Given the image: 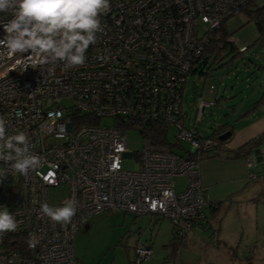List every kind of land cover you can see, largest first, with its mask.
Segmentation results:
<instances>
[{
	"label": "built area",
	"instance_id": "built-area-1",
	"mask_svg": "<svg viewBox=\"0 0 264 264\" xmlns=\"http://www.w3.org/2000/svg\"><path fill=\"white\" fill-rule=\"evenodd\" d=\"M248 1L110 0L85 64L67 70L63 62L33 67L28 53L9 58L0 47V116L9 135H27L40 159L27 174L9 171L0 180V206L18 223L16 231L0 237V264H76L75 235L102 213L158 217L179 236L206 221L209 203L199 164L218 150L219 141L202 136L196 124L216 103L198 99L195 123L187 128L183 90L209 32ZM10 18L0 12V24ZM4 36L0 26V39ZM133 124L164 125L167 135L155 143L142 136V150L131 152L126 132L133 129L123 128ZM171 128L174 144L168 139ZM128 157L136 170L123 168ZM245 161L249 169H264V145ZM5 167L10 166L0 161ZM179 177L187 185L177 192ZM255 178L251 172L249 179ZM60 187L67 194L50 202L49 190ZM69 199L77 202L70 223L53 222L40 210L42 203L61 207ZM134 251L137 264L148 260L145 244Z\"/></svg>",
	"mask_w": 264,
	"mask_h": 264
},
{
	"label": "rangeland",
	"instance_id": "rangeland-1",
	"mask_svg": "<svg viewBox=\"0 0 264 264\" xmlns=\"http://www.w3.org/2000/svg\"><path fill=\"white\" fill-rule=\"evenodd\" d=\"M262 4L264 0H256V5ZM227 29L236 40V47L246 46L248 51L236 55L237 51L232 52L228 47L216 59L209 58L202 67L204 75L191 73L183 91L185 126L191 128L195 123L198 99L215 102V106L204 109L196 129L202 136L210 137L220 127H226L232 136L223 143L225 145L231 144L237 131L251 122V115L264 117V98L257 109L248 111L264 96V43L257 42L255 26L244 14L234 15L227 22ZM202 33L203 29L198 26V34ZM67 102L62 100L61 104ZM168 139L174 141L172 128L168 131ZM126 141L131 152L143 148L141 136L134 130L126 132ZM182 146L190 149L185 143ZM122 166L126 170L137 169V164L129 157L122 162ZM259 169L255 168L253 172L257 173ZM175 184V191H183L187 179L179 177ZM262 191L264 176L249 180L244 192L221 202L214 214L208 209V212L205 211L208 225L199 222L185 232L180 244L174 242L173 247L168 245L176 236L175 230L166 220L124 213L95 215L75 235L73 253L76 264H133L134 248L138 243L150 248L148 260L141 264H163L174 259L180 264H264V213H260L264 209ZM48 194L50 202H56L67 194V190L60 187L49 190ZM245 209H259L256 222L251 217L244 218L249 212ZM218 223L222 226L219 236L216 232ZM213 231L214 237L211 235ZM221 240L227 242L228 247L220 246ZM251 253L253 259L249 263L238 262L240 257ZM235 255L238 260H235Z\"/></svg>",
	"mask_w": 264,
	"mask_h": 264
},
{
	"label": "clouds",
	"instance_id": "clouds-1",
	"mask_svg": "<svg viewBox=\"0 0 264 264\" xmlns=\"http://www.w3.org/2000/svg\"><path fill=\"white\" fill-rule=\"evenodd\" d=\"M109 9L110 0H0V12L11 13V18L0 24L5 32L0 47L9 58L28 53L33 67L60 62L65 70L83 66L89 46L97 43V33L102 31L100 16ZM225 131L216 135L217 140ZM0 161L10 166L0 168V180L9 171L27 174L40 163L24 132L8 134L3 116H0ZM40 210L53 222L67 224L76 215L77 202L69 199L61 207L42 203ZM17 228L15 216L7 207L0 206V237Z\"/></svg>",
	"mask_w": 264,
	"mask_h": 264
},
{
	"label": "crops",
	"instance_id": "crops-1",
	"mask_svg": "<svg viewBox=\"0 0 264 264\" xmlns=\"http://www.w3.org/2000/svg\"><path fill=\"white\" fill-rule=\"evenodd\" d=\"M250 118L252 119L251 122L237 131L236 137L231 144H223V147L215 152L218 153L217 156H206L202 164L201 162V165L199 164L200 178L206 187V198L209 205H211L208 211H210L211 214H214L218 209V206H215L216 203L225 202L232 197L240 195L242 191L244 192L249 184V174L253 172L255 168H258L254 167L253 169H249L244 159H226L227 152L236 150L256 136L264 133V117H255L251 115ZM259 168L257 173L254 172L256 174L255 179L259 178L261 175L264 176V173H262L264 169H262L261 166H259ZM260 193L264 196V191ZM253 200H255V198H253ZM205 210L207 211V209ZM261 210L260 213H264V209ZM245 211L249 212L248 214L246 212L244 218L251 217L253 221L256 222V214L259 209H245ZM206 225H208V222ZM221 231L222 226L218 223L216 226L218 236ZM212 233H214V231ZM214 235L212 237H214ZM221 241L222 244H220V246L223 245L224 247H228L227 242L224 240ZM234 258L238 260V256L235 255ZM252 259L253 253L246 257H240V261L238 262L244 261L245 263H249Z\"/></svg>",
	"mask_w": 264,
	"mask_h": 264
},
{
	"label": "trees",
	"instance_id": "trees-1",
	"mask_svg": "<svg viewBox=\"0 0 264 264\" xmlns=\"http://www.w3.org/2000/svg\"><path fill=\"white\" fill-rule=\"evenodd\" d=\"M236 14H244L246 16V18L248 19V21H250L254 24L255 29L257 31V34H258L257 35L258 36L257 42L264 43V4L258 6V5H256V0H249L246 4H243L234 15H236ZM232 17L225 20L219 27H217L216 29L209 32V34L207 36L208 42L205 45V48L202 52L200 62L194 67L193 70H191L190 74L191 73L192 74L199 73L200 75H204V73L202 71V67H204L207 64L208 59L212 58V57L214 59H216L219 56L220 52L227 49L228 47L230 48V51H232V52L237 51L236 55L243 54V53L248 51L249 47H246V46H244L246 48V50L244 52L239 51L241 46L236 47L237 43L233 41L234 38L231 36V33H229V31L227 29V22ZM262 98H264V96H262L258 101H256L253 104L254 107H251L248 111H251L252 109H257L258 104L262 103V101H261ZM249 113L250 112H247V114H249ZM134 124L131 127L126 126L123 129L124 130L133 129L141 136V138H142V136L145 138L146 137L151 138V141H153L154 143H155V140L159 141L160 137H161V139H163L165 137V135H167V133H165L166 128L164 127V125H153V126L151 125L148 127H141L140 125H134ZM224 130H226V127H220L219 130L216 132V134L213 137L216 138V135L218 133L224 131ZM171 144H174V143L171 142ZM262 145H264V133H261L260 135L256 136L254 139L248 141L247 143H245L241 147L237 148L236 150L227 152L226 159H231V160L245 159L252 152L256 151ZM222 147H223V143L219 142L218 143V150ZM216 151L217 150L213 151L212 153H210V155H207V157L208 156H217L218 153H215ZM219 204L220 203H216L215 206H218ZM210 206L211 205L208 204L206 209H209ZM134 217H136V216H134ZM205 223H207V219H206ZM200 226H202V224ZM193 227H191V228H193ZM214 233H215V231H214ZM214 233H212L211 235L213 236ZM184 235L179 236L176 234V236L179 238L174 236V238L170 241L168 246L173 247L174 242H177L175 244H180ZM175 261L177 262L176 259L166 260L163 264H170L171 262H175ZM130 264H132V263H130ZM133 264H135V262H133Z\"/></svg>",
	"mask_w": 264,
	"mask_h": 264
},
{
	"label": "water",
	"instance_id": "water-1",
	"mask_svg": "<svg viewBox=\"0 0 264 264\" xmlns=\"http://www.w3.org/2000/svg\"><path fill=\"white\" fill-rule=\"evenodd\" d=\"M231 136H232V132L231 131H225L221 135L218 136V141L221 142V143H224Z\"/></svg>",
	"mask_w": 264,
	"mask_h": 264
}]
</instances>
